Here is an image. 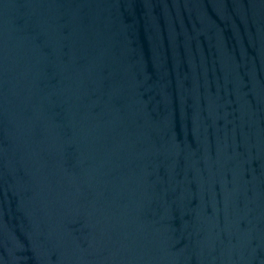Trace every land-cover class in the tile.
<instances>
[{
	"label": "water",
	"instance_id": "obj_1",
	"mask_svg": "<svg viewBox=\"0 0 264 264\" xmlns=\"http://www.w3.org/2000/svg\"><path fill=\"white\" fill-rule=\"evenodd\" d=\"M0 264H264V0H0Z\"/></svg>",
	"mask_w": 264,
	"mask_h": 264
}]
</instances>
